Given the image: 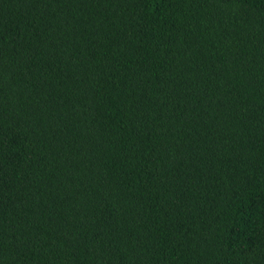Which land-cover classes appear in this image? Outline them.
<instances>
[{
  "label": "trees",
  "instance_id": "16d2710c",
  "mask_svg": "<svg viewBox=\"0 0 264 264\" xmlns=\"http://www.w3.org/2000/svg\"><path fill=\"white\" fill-rule=\"evenodd\" d=\"M0 264H264V0H0Z\"/></svg>",
  "mask_w": 264,
  "mask_h": 264
}]
</instances>
